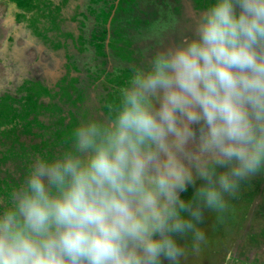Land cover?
<instances>
[{
	"label": "clouds",
	"instance_id": "obj_1",
	"mask_svg": "<svg viewBox=\"0 0 264 264\" xmlns=\"http://www.w3.org/2000/svg\"><path fill=\"white\" fill-rule=\"evenodd\" d=\"M113 112L83 121L74 151L37 159L0 213V264H175L189 232L198 252L202 208L224 213L264 168V0H216L133 69Z\"/></svg>",
	"mask_w": 264,
	"mask_h": 264
},
{
	"label": "rangeland",
	"instance_id": "obj_2",
	"mask_svg": "<svg viewBox=\"0 0 264 264\" xmlns=\"http://www.w3.org/2000/svg\"><path fill=\"white\" fill-rule=\"evenodd\" d=\"M215 2L0 0V213L38 158L53 162L74 151L83 121L114 116L133 69L192 35ZM154 25L165 29L151 35ZM196 187L181 193L186 203ZM225 200L224 213L203 207L194 222L205 236L198 252L191 232L176 237L185 254L175 264H264V168Z\"/></svg>",
	"mask_w": 264,
	"mask_h": 264
}]
</instances>
